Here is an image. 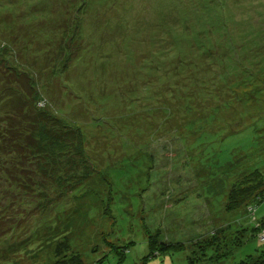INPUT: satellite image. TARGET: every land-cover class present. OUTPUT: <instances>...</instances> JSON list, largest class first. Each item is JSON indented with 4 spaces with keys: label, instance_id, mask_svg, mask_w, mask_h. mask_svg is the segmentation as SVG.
<instances>
[{
    "label": "rangeland",
    "instance_id": "1",
    "mask_svg": "<svg viewBox=\"0 0 264 264\" xmlns=\"http://www.w3.org/2000/svg\"><path fill=\"white\" fill-rule=\"evenodd\" d=\"M0 53L96 171L42 215L16 185L0 264H264V201L227 202L264 185V0H0Z\"/></svg>",
    "mask_w": 264,
    "mask_h": 264
},
{
    "label": "trees",
    "instance_id": "2",
    "mask_svg": "<svg viewBox=\"0 0 264 264\" xmlns=\"http://www.w3.org/2000/svg\"><path fill=\"white\" fill-rule=\"evenodd\" d=\"M39 104L38 91L30 77L9 65L0 53V239L14 226L17 204L6 202L10 197L18 202L16 185L29 189L32 200L28 207L34 204L33 208L42 215L56 204L60 210L64 201L96 172L86 157L88 144L84 132ZM92 124L101 125L103 121ZM132 154H136L135 150ZM260 173L258 170L249 174L242 172L239 181L232 179L227 193L229 210H238L250 202L251 213L256 212L264 201ZM23 198L21 195L20 199ZM18 208L23 213L24 208L21 205ZM149 245V257L170 249L157 240ZM122 250L116 252L124 256L128 248ZM189 262L194 264L193 258ZM56 264H84V261L75 254Z\"/></svg>",
    "mask_w": 264,
    "mask_h": 264
}]
</instances>
